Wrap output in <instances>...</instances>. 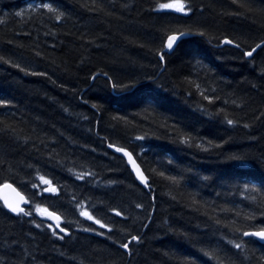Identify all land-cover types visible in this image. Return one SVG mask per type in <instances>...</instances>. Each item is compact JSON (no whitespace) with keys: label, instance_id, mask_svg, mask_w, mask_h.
<instances>
[{"label":"trees","instance_id":"trees-1","mask_svg":"<svg viewBox=\"0 0 264 264\" xmlns=\"http://www.w3.org/2000/svg\"><path fill=\"white\" fill-rule=\"evenodd\" d=\"M40 2L0 0V56L26 69L0 62V99L11 102L0 107V186L13 185L29 199L25 209L32 211L31 217L16 216L0 202V264H182L185 258L196 264H264L263 244L214 222L235 220L244 230L264 227V51L258 50L254 60L244 59L239 49L221 47L216 39L228 36L245 46L264 39V0H240L256 10L250 13L232 0H190L196 10L191 18L153 12L160 0H96V10H90L93 0H45L65 13L60 22L28 8ZM164 25L198 26L207 35L180 41L161 69L153 50ZM103 72L134 86L114 91L103 75L91 79ZM186 77L202 89L215 88L208 94L219 99L208 104ZM232 100L243 101L242 107ZM225 113L239 123L228 126ZM114 116L130 123H117ZM178 134H190L205 146L209 140L225 143L205 152L179 143ZM139 135L145 139H135ZM108 142L133 153L149 178L148 190ZM231 154H244L246 160L238 165L227 159ZM68 168L96 175L76 180ZM37 170L60 188L58 194H38L31 187L39 184ZM73 196L95 204L97 218L142 237L141 243L130 244L131 256L104 237L82 231L98 226L79 216ZM193 197L201 204L189 206ZM34 203L62 216L61 226L69 231L64 240L52 236L47 227L52 223L37 215ZM136 203L144 208L136 209ZM109 208L130 218L116 217ZM225 208L231 211H221ZM235 211L242 215L236 217ZM245 213L254 219L245 221ZM113 237L126 239L119 232ZM228 240L243 242L245 251ZM202 248L219 259L205 256Z\"/></svg>","mask_w":264,"mask_h":264},{"label":"snow or ice","instance_id":"snow-or-ice-1","mask_svg":"<svg viewBox=\"0 0 264 264\" xmlns=\"http://www.w3.org/2000/svg\"><path fill=\"white\" fill-rule=\"evenodd\" d=\"M232 3L234 5H238V7L243 8L245 12H254L256 11L255 9L248 7L246 4L240 2V0H232ZM96 0H93V8L90 10H96ZM127 7V5H125ZM28 8L32 12H36L38 10H42L41 14L43 12L50 13L52 14V19H54L56 22H60L64 16L65 13L61 11L59 8L54 7L53 3L51 2H45V0H41L40 3L36 4L34 7L33 5H29ZM100 10H103L102 8ZM153 12L161 13V12H168V13H178L181 14L183 17L191 18V16L195 13V9L191 6L190 0H160V2H157L155 7L152 9ZM199 11H203V7L199 9ZM233 15H242L243 13L241 12H234L232 13ZM17 17H23V11H18L15 13ZM0 23H3L2 20H0ZM160 31V37H159V43L157 47L153 50L154 55L157 58V65L163 69L166 64L169 62L168 57L175 51V49L179 46L178 41L181 40L182 37L185 36H200V37H205L206 31L201 28V27H194L191 25L185 26L184 30H181L180 28L177 27H172L169 25H164L161 27ZM55 35V33H50V32H45V35ZM25 35H31V33H25ZM213 38L209 37L208 42L211 43V40ZM216 39L219 40V45H229L232 46L236 49L240 50L241 56L244 59H255L254 54L257 53L258 50L264 51V39L259 40V42H254L253 44H248L244 45V42H240L238 40L232 39L228 36H224L223 38L217 37ZM9 44L12 43V41H8ZM140 47H143L141 44ZM36 56H40L41 53L39 51L35 52ZM0 62H3L5 64H11L12 67L18 68L20 71H26V69L22 68L20 64L13 63L10 59L6 58L5 56H0ZM199 63V62H197ZM32 75H47L46 73H36L32 72ZM97 75H103L107 83L110 85L112 90H125L129 87L134 86V84H125L122 82H119L115 80L111 75H109L108 72H103V73H94L91 77V79L95 80ZM146 79L149 81L155 82L154 78L152 76H147ZM185 80L196 89L197 93L202 97L204 101H207L208 104H212L214 100H218L219 97L215 95H209L208 92L215 93L216 89L207 87L203 88L200 83H196L192 81L189 77H186ZM189 96L192 95V92L189 91L187 93ZM11 102L6 100V99H0V107H6L10 104ZM225 103L227 104L228 101L225 100ZM231 103L237 107L240 108L242 107L243 101L240 103H237L236 100H232ZM93 108H97L96 104H92ZM204 111L205 109H201ZM67 111V109H65ZM223 112V109H218L217 113ZM259 118V117H258ZM84 119H87V117H84ZM114 121L117 123L124 122L125 125L130 123L126 117L123 116H114L112 117ZM224 123H226L228 126H236L239 122L234 119V118H229L228 114H224ZM165 126V125H162ZM250 125L247 123L243 124L244 128H248ZM173 129L175 126H172ZM107 139V138H104ZM135 139L137 140H143L145 139V136L139 135L136 136ZM178 141L181 144L187 145L189 147L194 146L197 149H200L202 151H209L210 148H220L222 147L223 143L225 141H222L221 143H213V141L209 140L207 141V146H205V143L203 141L200 142H195L194 139L191 137L190 134H178ZM107 147L109 149H113L114 152L116 153H122L123 157L127 158V164L131 166V171L132 173L135 174L136 180L140 182L141 185H143L145 188H150L149 185V178L148 176L145 175L144 171L141 169L140 165L137 163V160L134 158L133 153L129 151L127 148L123 146H118L112 142L107 143ZM94 151V149H93ZM50 159L52 158L51 156L49 157ZM227 159L236 162L238 165H242V163L246 160V156L244 154H231L227 157ZM0 163H3L2 160H0ZM171 163V161H169ZM29 167H32L29 165ZM67 171L75 177L76 180H85L86 177H95L96 173L92 171H80L76 172L74 171L73 168H68ZM160 176H165L163 172L158 173ZM36 179L39 181V184L37 183H32L31 187L33 189L38 190V194L40 193H51L53 195H56L59 193L60 188L53 184V181L49 178H47L45 175H41L39 170L36 171ZM166 179H169L170 181L173 182V184H178L179 180L175 176H169L166 177ZM203 179H208V177H203ZM109 184H115L117 183L116 181H109ZM43 185L44 187H41ZM3 188L11 189L13 192H16V189L12 187L11 184L7 183L6 181L2 185ZM245 190H248V186L245 185ZM252 192H257L258 189H251ZM175 198V197H173ZM250 199L252 201H256L257 197L256 196H251ZM72 201L74 204L75 209L78 210L79 216L83 217L87 221H91L93 225H97V228L94 227H84L82 228L83 232H89V233H94L97 236L104 237L106 240L111 241V243L115 246H117L119 249H122L125 254L128 256H131V248L130 244L132 242H136L137 244L141 243L142 237L138 234L133 235L130 232L129 227H120V228H114L113 225L106 221L104 218H97L96 215H94L95 211H98L97 206L95 204H85L84 201H78L75 196L72 197ZM29 199H27L25 196L19 194L17 192V199L15 200H9L7 197L3 198V207L7 209L8 212L15 214L16 216H23V217H31L32 216V211L31 210H26L24 207H22V204H29ZM201 202L196 200L194 197L191 198V203L189 206H196L200 205ZM203 205H201L202 207ZM136 209H143L144 205L141 203H136L135 204ZM34 210L37 213V215L41 217H46L47 220L54 221V224H48L47 227L49 230H51L52 236L56 237L59 240H64L66 236L69 235V231L67 227H62V216L58 214L56 211H50L48 207L42 206L39 203H34ZM196 210L199 211V208ZM109 212H112L115 214L116 217H123L125 221H127L130 217L124 215L121 211H118L116 208H109ZM221 211H231L230 209H221ZM206 214V213H205ZM242 213L240 211H235V216L240 217ZM133 222L135 223L136 218H132ZM209 219H213L212 217H209ZM243 219L245 221H249L254 219V216L251 213H245L243 214ZM148 220L151 221V215H149ZM36 228H41V223H36L34 220L31 221ZM215 224L217 225H222L223 227H229L231 231L240 233L244 237H254L258 238L260 241L264 242V227H259L256 230H244L243 227H237L236 221L233 220L231 221L230 224H222V221L219 218H215L214 220ZM70 223V222H69ZM164 223L166 224L167 221L165 220ZM142 228H147L148 224L142 223L141 224ZM106 229L107 232L100 231ZM58 230V231H57ZM114 232H119L122 236L126 237L125 240H117L114 239L113 233ZM63 235H60V234ZM186 235V234H185ZM228 244L232 245L235 249L240 250L241 252L245 251V245L243 242H237L236 240H228ZM200 251L207 257L209 258H215L219 259L216 256L215 251H206L203 248L200 249ZM63 254V253H61ZM247 258V257H245ZM115 264V262H113ZM182 264H196V261L194 259H189L185 258L182 261ZM231 264V262H230Z\"/></svg>","mask_w":264,"mask_h":264},{"label":"water","instance_id":"water-1","mask_svg":"<svg viewBox=\"0 0 264 264\" xmlns=\"http://www.w3.org/2000/svg\"><path fill=\"white\" fill-rule=\"evenodd\" d=\"M189 37H190V36L182 37L180 41H182V40H184V39H187V38H189ZM180 41H178V43H179ZM222 46H229V45H221V47H222ZM230 47H232V46H230ZM248 59H250V58H248ZM111 150L114 152L113 149H111ZM114 153H115L116 155L122 157V158L126 161V164H127V158H126V157H123V156H122V153H116V152H114ZM127 166H128V168H129L130 172L132 173V171H131V166L128 165V164H127ZM132 175L134 176L135 181H136V182H137V183H138L143 189L148 190V188H145L143 185L140 184V182H139L138 180H136V178H135V174H134V173H132ZM12 187L15 188L13 185H12ZM15 189H16V188H15ZM17 192H18L19 194H21L17 189H16V192H13L11 189L3 188L2 186H0V202L3 204V198H4V197H7L9 200H15V199H17ZM21 195H23V194H21ZM23 196H24V195H23ZM21 206L25 208V207L27 206V204H22ZM52 222L54 223V221H52ZM245 238H249V237H245ZM251 238L254 239L255 241H257L258 243L264 245V242L260 241L258 238H254V237H251Z\"/></svg>","mask_w":264,"mask_h":264}]
</instances>
